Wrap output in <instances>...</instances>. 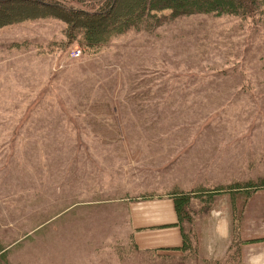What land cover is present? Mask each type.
Wrapping results in <instances>:
<instances>
[{
  "label": "rangeland",
  "instance_id": "rangeland-1",
  "mask_svg": "<svg viewBox=\"0 0 264 264\" xmlns=\"http://www.w3.org/2000/svg\"><path fill=\"white\" fill-rule=\"evenodd\" d=\"M260 8L165 10L95 51L58 19L1 27L0 264H204L135 249L128 204L264 183ZM205 211L179 217L193 239Z\"/></svg>",
  "mask_w": 264,
  "mask_h": 264
},
{
  "label": "trees",
  "instance_id": "trees-1",
  "mask_svg": "<svg viewBox=\"0 0 264 264\" xmlns=\"http://www.w3.org/2000/svg\"><path fill=\"white\" fill-rule=\"evenodd\" d=\"M131 1L135 3H129L131 5L128 6L129 0H0V28L28 20L58 19L64 24L62 34L68 41L76 40L82 47L95 51L108 44L111 39L124 35L129 29H136L145 24H150L152 28H155L157 24L165 22L166 16L161 15L165 10L169 11L168 18L194 13H213L217 16L231 14L245 18L259 14L260 6L264 5V0ZM17 8L21 9L16 13L17 15L6 16L5 11H16ZM122 11H124V15L121 14ZM262 185H264L263 182L254 184L252 187L256 189ZM237 191L238 189L230 184L226 187L216 186L204 189L199 195L198 192L180 193L173 199L178 216L182 220L183 210H185V217L191 211L196 213L206 210L205 214H207L213 206L212 200H215L216 195L228 192L234 199ZM190 199H196L199 205L198 211L192 205L190 209H187ZM236 211L237 208L233 204L230 210L233 220L238 217ZM180 226L183 230L182 249L187 251L191 248L192 250L194 238L192 229L191 231L189 227L186 229L183 221Z\"/></svg>",
  "mask_w": 264,
  "mask_h": 264
},
{
  "label": "crops",
  "instance_id": "crops-1",
  "mask_svg": "<svg viewBox=\"0 0 264 264\" xmlns=\"http://www.w3.org/2000/svg\"><path fill=\"white\" fill-rule=\"evenodd\" d=\"M245 189L238 190L234 199L231 193H219L209 212L197 221L195 232L200 237L193 239L192 248L204 264H264V186ZM233 204L235 220L230 214ZM128 218L135 249L166 259L185 252L171 195L134 199L128 204Z\"/></svg>",
  "mask_w": 264,
  "mask_h": 264
},
{
  "label": "built area",
  "instance_id": "built-area-1",
  "mask_svg": "<svg viewBox=\"0 0 264 264\" xmlns=\"http://www.w3.org/2000/svg\"><path fill=\"white\" fill-rule=\"evenodd\" d=\"M81 54V50L79 48H74L70 51L69 56L70 57H79Z\"/></svg>",
  "mask_w": 264,
  "mask_h": 264
}]
</instances>
